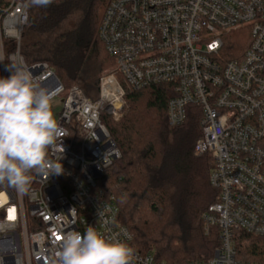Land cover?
<instances>
[{
    "label": "built area",
    "instance_id": "obj_1",
    "mask_svg": "<svg viewBox=\"0 0 264 264\" xmlns=\"http://www.w3.org/2000/svg\"><path fill=\"white\" fill-rule=\"evenodd\" d=\"M32 2L0 0V77L11 75L10 56L24 58ZM234 32L249 39L230 57ZM99 35L115 65L101 74L96 98L66 86L48 63L24 58L53 94L52 109L59 107L64 135L48 158L63 172H33L23 196L0 185V264H53L64 236L89 226L132 247V264H172L136 248L115 196L100 186L121 157L105 119L122 118L126 90L155 85L173 90L171 126L185 122L189 105L199 107L203 136L195 153L214 159L218 198L202 219L206 231L219 229L221 243L209 260L182 264H262L239 260L234 243L236 231L264 236V0H110Z\"/></svg>",
    "mask_w": 264,
    "mask_h": 264
},
{
    "label": "trees",
    "instance_id": "obj_2",
    "mask_svg": "<svg viewBox=\"0 0 264 264\" xmlns=\"http://www.w3.org/2000/svg\"><path fill=\"white\" fill-rule=\"evenodd\" d=\"M109 1L32 2L21 44L25 60L48 63L66 86L79 85L96 98L92 93L98 92L102 72L115 65L99 35ZM240 34L228 36L230 57L245 49ZM172 96L168 85L126 90L128 111L118 121L105 119L121 157L100 186L115 196L119 221L132 232L138 250L182 264L209 260L221 239L219 229L206 231L202 219L218 191L210 183L211 153H195L203 136L200 109L189 105L185 122L171 126ZM234 244L239 260L264 264V236L236 231Z\"/></svg>",
    "mask_w": 264,
    "mask_h": 264
},
{
    "label": "clouds",
    "instance_id": "obj_3",
    "mask_svg": "<svg viewBox=\"0 0 264 264\" xmlns=\"http://www.w3.org/2000/svg\"><path fill=\"white\" fill-rule=\"evenodd\" d=\"M47 5L51 0H33ZM0 62L3 58L0 57ZM11 72L0 77V185L17 195L28 193L31 173L43 177L63 172L62 164L48 158L50 149L64 135L52 111L53 94L43 87L22 56L9 57ZM134 249L120 240L106 238L89 226L81 234L68 232L53 264H132Z\"/></svg>",
    "mask_w": 264,
    "mask_h": 264
},
{
    "label": "rangeland",
    "instance_id": "obj_4",
    "mask_svg": "<svg viewBox=\"0 0 264 264\" xmlns=\"http://www.w3.org/2000/svg\"><path fill=\"white\" fill-rule=\"evenodd\" d=\"M235 33V32H234ZM240 36H241V38H242V40L246 43L247 41H248V39H249V36L247 35V34H240ZM29 63V62H28ZM114 69V65L113 66H111V67H109V68H107L105 71H103V72H106V71H111V70H113ZM102 72V73H103ZM98 95V92H94V93H92V96H97ZM128 104H126V106L124 107V109H123V115H125V113L128 111ZM58 109H59V107H56V108H54V109H52V111H53V113L55 114V117H57V113H58ZM123 117V116H122Z\"/></svg>",
    "mask_w": 264,
    "mask_h": 264
}]
</instances>
